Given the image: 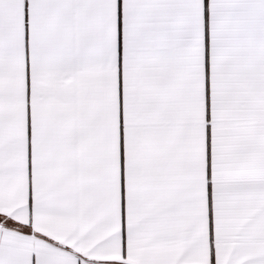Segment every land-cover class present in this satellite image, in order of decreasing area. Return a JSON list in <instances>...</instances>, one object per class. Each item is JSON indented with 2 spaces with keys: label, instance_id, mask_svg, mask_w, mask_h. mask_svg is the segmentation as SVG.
Listing matches in <instances>:
<instances>
[{
  "label": "snow or ice",
  "instance_id": "obj_1",
  "mask_svg": "<svg viewBox=\"0 0 264 264\" xmlns=\"http://www.w3.org/2000/svg\"><path fill=\"white\" fill-rule=\"evenodd\" d=\"M0 264H264V0H0Z\"/></svg>",
  "mask_w": 264,
  "mask_h": 264
}]
</instances>
